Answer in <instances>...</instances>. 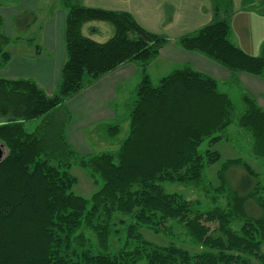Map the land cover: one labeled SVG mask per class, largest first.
Here are the masks:
<instances>
[{"label":"trees","instance_id":"16d2710c","mask_svg":"<svg viewBox=\"0 0 264 264\" xmlns=\"http://www.w3.org/2000/svg\"><path fill=\"white\" fill-rule=\"evenodd\" d=\"M63 4L66 60L56 92L48 94L29 78L0 77V143L7 149L0 160V264H250L251 257L264 264V196L255 187L248 162H224L213 206L207 210L163 185L202 186L206 163L217 162L221 153H202L199 147L206 139H222L235 120L250 132L253 154L264 159V108L244 90V110L237 115L219 81L189 64L155 85L148 65L169 43L168 37L147 30L126 11L85 7L72 0ZM244 6L264 14L253 3ZM212 8L213 20L180 36L179 45L225 67L232 84L239 85L240 72L264 78V44L255 56L231 39L234 0H212ZM91 21L108 22L114 34L104 42L85 35L83 27ZM3 24L0 16L1 66L11 58L7 46L12 40L2 31ZM130 62L139 65L142 79L128 137L116 153L79 154L66 135L72 120L67 101ZM39 117L43 121L28 132L26 122ZM110 129L115 135L119 125ZM74 162L102 179L90 199L72 191L77 178L69 168ZM237 166L245 173L234 187L228 171ZM220 196L225 205L219 203ZM249 201L259 215L247 210ZM118 216L129 221L121 219L124 243L111 252ZM172 222L202 250L192 253L174 242L159 245L141 233L147 227L173 235Z\"/></svg>","mask_w":264,"mask_h":264},{"label":"crops","instance_id":"0c3cea01","mask_svg":"<svg viewBox=\"0 0 264 264\" xmlns=\"http://www.w3.org/2000/svg\"><path fill=\"white\" fill-rule=\"evenodd\" d=\"M63 1L9 0L7 4H4L5 6H2L0 2V16L4 19L2 31L11 37L12 40L8 44L10 46H17L23 42L19 36L13 38L12 32H22L33 28L30 23L35 18L42 21L35 26L36 29L30 37L31 42L36 39L35 44L30 42V44H34L32 52L24 55L8 50L11 53V58L6 64V68H8L9 75H12L11 77H36L49 85L50 89H53L52 85L55 87L59 83L61 69L66 60L65 25L67 9ZM72 1L90 8L129 12L147 30L168 37L169 43L160 50L159 55L150 64L153 61L167 63L170 67L177 65L182 67L189 64L214 76L219 83L229 82L230 73L225 67L199 52L182 48L177 41L180 36L194 32L213 20L212 0ZM241 1L234 0L237 6H234L236 11L230 19L231 39L244 51L256 56L259 55L264 44V34H262L264 33L262 32L264 31V16L244 6V0L241 5ZM256 1L258 2V0H251L250 3ZM100 22L86 23L83 27V33L87 35L86 30L89 32L97 31L98 28L95 24ZM255 23L258 24L254 25ZM5 24L9 26L8 32L3 29ZM253 30H255V35ZM136 74L142 79L137 63L124 64L67 101V109L72 114V118L75 117L76 119H72L67 126L66 135L69 143L76 151L82 154L91 153L89 149L85 150L82 145V140L84 142L82 131L85 128L105 123L108 119L116 116V112L110 107V103L117 96L118 88ZM237 76L240 82L239 86L242 87L243 91L246 90L251 93L258 104L264 108V78L246 72H240ZM31 79L33 80V78Z\"/></svg>","mask_w":264,"mask_h":264},{"label":"rangeland","instance_id":"374dc122","mask_svg":"<svg viewBox=\"0 0 264 264\" xmlns=\"http://www.w3.org/2000/svg\"><path fill=\"white\" fill-rule=\"evenodd\" d=\"M8 1L9 0H0L2 6H5L4 4H7ZM247 2L250 3L251 0H244V4H248ZM240 3L242 5L243 0ZM234 6L237 5L234 3ZM253 6H255L256 8L259 7L260 9L264 10V3H262L260 0H258V2L256 1L255 3H253ZM255 12L260 14L257 11ZM260 15L264 16V14ZM41 22L42 21H40L39 19L36 20L35 18V20L30 23L31 25H33V28L22 32H12L13 38L19 36L21 38V41L23 42H21L22 44H19L17 46L8 45L7 50H11L13 53L19 52L24 55L28 54L29 52H32L34 50L33 45L35 44L34 41H36V39H33L31 42L30 37L36 29L35 26H37ZM257 24L258 23H255L254 25ZM95 25H97V31L89 32L88 30H86V34L87 36L93 37V39L97 41L104 42L114 34V28L108 22L101 21L100 23H97ZM3 29L8 32V24H5V27ZM253 32L255 35V30H253ZM30 42L34 44H30ZM149 65L148 72L155 85L159 84L160 79L163 76L171 73L173 69L180 68L178 67L179 65H177L176 67H170L167 63L163 64L154 61ZM6 67V65H0V77L13 78L11 77L12 75H9L8 68ZM17 78H33V80H35L48 94H53L54 92H56L57 87L60 83L59 81V83L55 87L54 85H52L53 89H50L49 85H47L40 79H37L36 77L19 76ZM140 80L141 78L139 75H133L132 77H130V79L123 83L122 86L118 88L117 96L110 103V107L116 112L115 117L108 119L105 123H101L98 126L85 128L82 131V135L84 137V142L82 140V145L85 150L89 149L91 151L90 154L95 155L100 153H116L119 150L122 142L128 137L130 132V112L132 109L133 101L136 98L137 86L140 83ZM220 89L223 92L228 93L231 97L236 109V114H241L244 110V105L242 102V87L227 81L220 82ZM63 109L64 108H62L59 112L61 115L63 113ZM74 118L75 117H73L72 119L74 120ZM43 119L44 117H39L27 121L26 129L28 130V132H33L37 128V126L43 121ZM115 125H119V130L115 135H111L110 127H113ZM223 135V138L215 143H210V139H206L201 143L199 147L202 153H205L207 149L218 150L221 153V158L217 162L212 164L206 163L203 173L204 183L202 186H197L194 183L165 182L163 183V185L166 191L170 193H180L189 200L199 202V206L202 210H207L213 206L212 196L215 195V188L219 185V172L221 171L224 162L228 159L240 158L248 162L254 169V182L256 184L255 187H258V192H260L261 195L264 196V159L258 158L253 154L252 137L250 135V132L239 127L237 121L235 120L232 124L228 126L227 130L223 132ZM0 146L3 149L4 155H7V149L5 148V146L2 143H0ZM78 153L82 154L80 152ZM69 171L77 178L76 182L72 186V191L74 193L81 195L86 199H90L92 195L100 189L102 185V179L100 178V176H97L96 178L93 177L90 174L89 169L81 166L77 162H74L72 164V166L69 168ZM244 173L245 170L242 167H232L230 171H228L231 186L236 187L237 184L239 185L242 178L241 176ZM218 200L221 205L226 204L224 196H220ZM249 203H251L250 207ZM247 207V210L254 215H259L261 213L257 205L252 201L248 202ZM121 219L129 221V218H126L124 216H118L117 224L113 228V233L110 240L109 251L111 252L121 248L124 243L125 226L120 223ZM172 227L174 232L173 235L157 233L147 227H142L141 233L143 234V237L145 239L159 245H168L171 242H174L178 245L187 248L192 253H197L202 250L201 246L196 245L191 241L189 236L186 234L185 229L181 225L172 222ZM235 227L237 228V226ZM87 234L92 240H94L95 237L91 232L88 231ZM261 249L264 253V242L262 244ZM139 264L144 263L141 262ZM250 264L261 263L257 258L251 257Z\"/></svg>","mask_w":264,"mask_h":264},{"label":"water","instance_id":"95a60500","mask_svg":"<svg viewBox=\"0 0 264 264\" xmlns=\"http://www.w3.org/2000/svg\"><path fill=\"white\" fill-rule=\"evenodd\" d=\"M4 152L2 147L0 146V160L3 158Z\"/></svg>","mask_w":264,"mask_h":264}]
</instances>
